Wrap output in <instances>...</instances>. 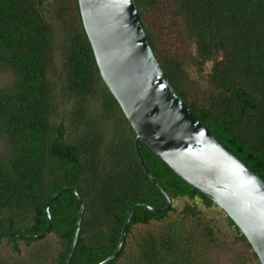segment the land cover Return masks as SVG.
I'll return each mask as SVG.
<instances>
[{
  "label": "trees",
  "instance_id": "16d2710c",
  "mask_svg": "<svg viewBox=\"0 0 264 264\" xmlns=\"http://www.w3.org/2000/svg\"><path fill=\"white\" fill-rule=\"evenodd\" d=\"M51 1L0 0V66L15 75L0 89V232H43L47 200L73 186L85 211L71 264H96L116 249L133 205L163 207L166 200L146 173L136 133L101 77L78 0L59 2L54 16L47 9ZM136 2L175 89L264 178V0ZM168 22L173 29L164 38L157 29ZM177 38L181 46L189 44V57L176 55ZM210 62L204 85L200 71ZM191 67L197 68L189 72ZM141 150L172 207L136 209L120 253L108 264H261L223 209L144 142ZM79 208L74 192L66 191L50 204L47 235L0 241L20 253V241L30 246L52 236L57 246L39 245L32 261L65 264ZM0 264L21 263L0 256Z\"/></svg>",
  "mask_w": 264,
  "mask_h": 264
},
{
  "label": "water",
  "instance_id": "95a60500",
  "mask_svg": "<svg viewBox=\"0 0 264 264\" xmlns=\"http://www.w3.org/2000/svg\"><path fill=\"white\" fill-rule=\"evenodd\" d=\"M82 23L101 77L136 133L139 159L166 205H133L114 252L96 264H108L121 251L138 208L167 212L172 198L152 173L141 143L147 144L182 179L213 200L241 229L264 264V178L235 155L202 121L175 89L147 37L136 0H78ZM229 96V94H227ZM80 203L65 264L78 242L85 202L76 187L66 186L47 200L46 229L39 234L0 232V237L38 239L52 229L50 204L66 191Z\"/></svg>",
  "mask_w": 264,
  "mask_h": 264
},
{
  "label": "rangeland",
  "instance_id": "374dc122",
  "mask_svg": "<svg viewBox=\"0 0 264 264\" xmlns=\"http://www.w3.org/2000/svg\"><path fill=\"white\" fill-rule=\"evenodd\" d=\"M63 2V0H52L50 2V4H47V9L50 12L51 15H55V10L59 8V2ZM173 29V25L171 23L168 22L164 23L161 27H159L157 30L158 32L160 31V33L163 34L164 38L168 37L170 35V33L172 32ZM176 42L178 43V50L176 55L179 56H185V57H189L190 56V51L191 48H189V44L186 45H182L181 46V42L180 39L177 38ZM175 51V46L173 48V54ZM169 52V47H166L165 51L163 52V54H167ZM172 55V54H171ZM212 63V62H210ZM195 68L197 67H191V69L189 70V72L193 71ZM205 70L204 71H200V75L203 77H201L205 82H203L204 85H206L207 81V77H208V73L210 72V66L206 65L204 66ZM15 78L14 72H12V70L10 69H6V68H1L0 66V89H6L8 88L13 80ZM3 149L2 144L0 143V151ZM213 215L219 217L217 211H210ZM49 244H53L55 247L57 246V242L54 241L52 236H48L44 241H40V242H34L32 243V245H26L24 241H20V250L21 252L18 253L14 250H12V245L6 240L3 239L0 241V256L3 257L4 259L8 260V261H17L19 260L21 264H36L32 261V257L31 255L35 252L36 247H38L39 245H49ZM242 248V247H241ZM220 254L219 250H216V252H214L213 254H211L214 258L218 257V255ZM222 256L225 258L226 255L222 253ZM121 264V263H118ZM226 264V263H225Z\"/></svg>",
  "mask_w": 264,
  "mask_h": 264
},
{
  "label": "flooded vegetation",
  "instance_id": "af4514ba",
  "mask_svg": "<svg viewBox=\"0 0 264 264\" xmlns=\"http://www.w3.org/2000/svg\"><path fill=\"white\" fill-rule=\"evenodd\" d=\"M209 66H210V68L213 66V63H209ZM210 71H211V69H210Z\"/></svg>",
  "mask_w": 264,
  "mask_h": 264
},
{
  "label": "clouds",
  "instance_id": "9594fccd",
  "mask_svg": "<svg viewBox=\"0 0 264 264\" xmlns=\"http://www.w3.org/2000/svg\"><path fill=\"white\" fill-rule=\"evenodd\" d=\"M142 20V19H141ZM143 23V22H142ZM145 29V28H144ZM147 34V33H146ZM148 37V36H147ZM150 42V41H149ZM151 44V43H150ZM153 49V48H152ZM154 51V50H153ZM155 53V52H154ZM158 59V58H157ZM209 65V64H208Z\"/></svg>",
  "mask_w": 264,
  "mask_h": 264
}]
</instances>
